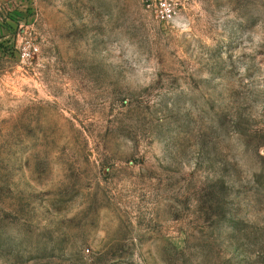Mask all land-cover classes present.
<instances>
[{"label": "rangeland", "instance_id": "1", "mask_svg": "<svg viewBox=\"0 0 264 264\" xmlns=\"http://www.w3.org/2000/svg\"><path fill=\"white\" fill-rule=\"evenodd\" d=\"M168 2L0 0V264H264V0Z\"/></svg>", "mask_w": 264, "mask_h": 264}, {"label": "built area", "instance_id": "2", "mask_svg": "<svg viewBox=\"0 0 264 264\" xmlns=\"http://www.w3.org/2000/svg\"><path fill=\"white\" fill-rule=\"evenodd\" d=\"M148 2L154 5L157 18L167 22L174 20L175 12L169 5L168 0H148ZM149 7H151L150 4Z\"/></svg>", "mask_w": 264, "mask_h": 264}]
</instances>
